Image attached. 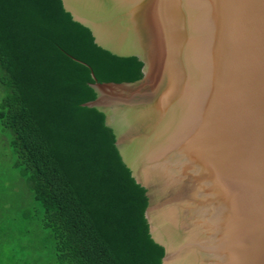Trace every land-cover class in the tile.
Wrapping results in <instances>:
<instances>
[{
    "label": "water",
    "instance_id": "1",
    "mask_svg": "<svg viewBox=\"0 0 264 264\" xmlns=\"http://www.w3.org/2000/svg\"><path fill=\"white\" fill-rule=\"evenodd\" d=\"M142 76L97 82L161 264H264V0H61Z\"/></svg>",
    "mask_w": 264,
    "mask_h": 264
},
{
    "label": "trees",
    "instance_id": "2",
    "mask_svg": "<svg viewBox=\"0 0 264 264\" xmlns=\"http://www.w3.org/2000/svg\"><path fill=\"white\" fill-rule=\"evenodd\" d=\"M142 66L95 45L61 0H0V264H161L145 190L83 105L91 74L133 81Z\"/></svg>",
    "mask_w": 264,
    "mask_h": 264
},
{
    "label": "rangeland",
    "instance_id": "3",
    "mask_svg": "<svg viewBox=\"0 0 264 264\" xmlns=\"http://www.w3.org/2000/svg\"><path fill=\"white\" fill-rule=\"evenodd\" d=\"M0 152H1V148H0ZM1 168H3V167H1Z\"/></svg>",
    "mask_w": 264,
    "mask_h": 264
}]
</instances>
